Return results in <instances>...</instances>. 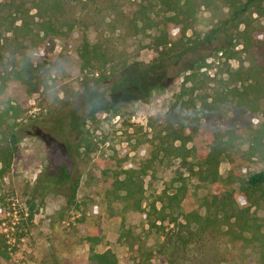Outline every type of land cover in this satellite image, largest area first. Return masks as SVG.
I'll return each instance as SVG.
<instances>
[{
  "label": "rangeland",
  "instance_id": "1",
  "mask_svg": "<svg viewBox=\"0 0 264 264\" xmlns=\"http://www.w3.org/2000/svg\"><path fill=\"white\" fill-rule=\"evenodd\" d=\"M228 14L227 6L219 1L200 8L194 28L187 32L199 42L165 60L161 50L153 47L158 30L149 28L126 36L122 29L111 28V14L108 23L87 35L91 41L106 39L120 54L117 67L126 66L127 74L123 85H117L112 76L92 85L89 71L81 70L76 50L83 39L82 28L44 40L45 55L40 58L44 67L38 72L46 84L28 97L35 133L21 138L10 169L0 176V232L11 236L24 231L25 235L19 240L9 238L16 250L0 264H90L93 252L104 251L114 253L117 264H167L157 250L163 236L149 228L135 202L148 209L163 188L171 190L177 185L174 179L179 173L190 192L186 210L203 215L213 211L214 196L228 191L239 196V207H249L250 217L264 230V202L249 201L238 180L264 167V156L246 155L254 131L264 122V111L249 110L233 95L234 89L242 87L252 57L242 51L234 28L218 29ZM255 22L264 25V16ZM219 47H224L222 55L216 50ZM21 61L20 47L2 31L0 83ZM6 107L0 97V129L14 122ZM172 107L173 117L168 116ZM68 111L85 123L66 132L55 120ZM88 112L93 117L85 119ZM149 121L153 128L148 127ZM165 126L180 127L185 137L196 141L232 140L220 156L217 183L189 176L180 160L170 154L155 158L148 154V144L158 142L154 135ZM65 137L73 146L71 155L64 150ZM84 137L90 150L81 141ZM191 145L187 143V147ZM234 157L239 159L236 177L231 174L230 158ZM150 158L153 160L147 162ZM61 164L69 172L75 170L78 179L73 202L67 203L69 190L32 199L38 174L48 165ZM143 165H148L145 172ZM131 174L138 190L132 198H125L124 190L116 187L118 179ZM256 250L253 244L239 250L220 231L208 235L205 243L190 246L179 264H260Z\"/></svg>",
  "mask_w": 264,
  "mask_h": 264
},
{
  "label": "trees",
  "instance_id": "2",
  "mask_svg": "<svg viewBox=\"0 0 264 264\" xmlns=\"http://www.w3.org/2000/svg\"><path fill=\"white\" fill-rule=\"evenodd\" d=\"M218 1L226 5L229 11L218 29L234 28L236 40L243 46L242 51L252 57L245 81L241 88L234 89L233 95L237 103L249 110L255 112L257 107L264 111V25L255 22L257 17L264 16V0H8L4 4L0 1V7H3L0 8V35L2 31L8 33L22 53L20 66L12 68L0 83V97L7 105L6 113H10V118L14 119L11 125L6 124L0 129V176L10 169L21 138L35 133L32 129L35 125V122L32 123L33 116L28 114V97L46 84L43 74L38 72L44 67L40 58L45 55V49L41 47L45 39L82 28L83 39L76 50L81 70L89 71L92 85H98L110 76L116 79L117 85H123L127 74L126 66L117 67L120 54L106 39L89 40L87 32L100 30L109 22L111 14H114L111 28L122 29L126 36L137 35L149 28L156 29L158 34L153 39V47L161 50L160 56L165 60L182 54L199 42V39L190 38L187 32L194 28L198 10L211 7ZM216 50L221 55L224 53V47ZM151 66L152 63L147 68ZM116 75L120 77L117 79ZM8 88H12V91ZM168 116H174L173 107ZM92 117L93 113L88 112L84 118ZM80 119L73 111H68L55 121L63 131L69 132L85 123L84 119L79 123ZM153 126L149 121L148 127ZM154 137L158 142L151 141L147 149L148 154L154 155L153 158L160 153L164 156L170 154L180 160V167L189 176L207 184L218 182L220 156L231 145V139L196 141L185 137L182 128L174 129L172 126L161 127ZM81 141L86 150H90L88 139L84 137ZM188 142H192L191 147H187ZM79 146L80 143L76 144V152ZM63 147L71 155L73 146L67 137L63 139ZM246 155L249 158L264 156V122L254 131ZM153 158L147 159V162ZM238 160L230 158L234 177L237 176L235 167L239 164ZM48 167L34 180L32 199L69 190L67 203L71 204L78 184V179L74 178L75 170L69 172L66 164ZM147 168L148 165H143L142 172ZM238 180L249 201L254 204L264 202V167ZM174 181L177 185L171 190L163 188L148 209L142 208L139 201L135 202V209L142 213L149 228L163 236L157 250L167 264H179L181 255L190 246L205 243L208 235L213 236L220 231L230 237L239 250L250 244L257 246L256 251L262 261L260 264H264V230L250 217L249 207H239L238 195L228 191L220 196L215 195L214 210L203 215L186 210L190 204V192L183 173H179ZM116 188L124 190L125 198H132L135 190H138L132 181V174L123 180L118 179ZM28 216L31 221L32 213ZM24 235V231L11 236L7 232H0L1 261L9 260L16 250L9 238L19 240ZM89 261L90 264H117L116 256L110 251L93 252Z\"/></svg>",
  "mask_w": 264,
  "mask_h": 264
}]
</instances>
